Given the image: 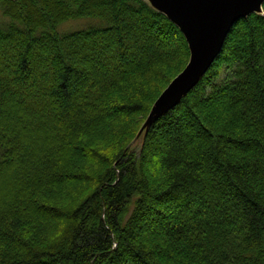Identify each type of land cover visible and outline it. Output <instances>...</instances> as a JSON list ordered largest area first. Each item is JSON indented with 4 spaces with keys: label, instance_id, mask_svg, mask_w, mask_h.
Returning a JSON list of instances; mask_svg holds the SVG:
<instances>
[{
    "label": "trees",
    "instance_id": "1",
    "mask_svg": "<svg viewBox=\"0 0 264 264\" xmlns=\"http://www.w3.org/2000/svg\"><path fill=\"white\" fill-rule=\"evenodd\" d=\"M189 57L146 0H0V264H264V2L127 147Z\"/></svg>",
    "mask_w": 264,
    "mask_h": 264
},
{
    "label": "water",
    "instance_id": "2",
    "mask_svg": "<svg viewBox=\"0 0 264 264\" xmlns=\"http://www.w3.org/2000/svg\"><path fill=\"white\" fill-rule=\"evenodd\" d=\"M182 32L190 57L153 102L150 114L138 131L174 108L206 74L221 53L230 30L241 18L260 13L264 0H147Z\"/></svg>",
    "mask_w": 264,
    "mask_h": 264
},
{
    "label": "rangeland",
    "instance_id": "3",
    "mask_svg": "<svg viewBox=\"0 0 264 264\" xmlns=\"http://www.w3.org/2000/svg\"><path fill=\"white\" fill-rule=\"evenodd\" d=\"M83 22L82 21H67V22H65L64 24H62L61 26H60V30L61 31H66V30H69V29H73V28H75V27H77V28H81V26H83V24H82ZM223 50V49H222ZM222 52V51H221ZM220 55V54H219ZM217 59V58H216ZM189 61V60H188ZM188 63V62H187ZM226 73H228V71H227V69L225 70V69H221L220 70V74H219V76L217 77V79L215 80V82H216V84L218 85V84H221V82H222V80H223V78H224V76L226 75ZM169 83H170V81H169ZM168 83V84H169ZM167 84V85H168ZM167 85L165 86V88L167 87ZM164 88V89H165ZM163 89V90H164ZM162 90V91H163ZM161 91V92H162ZM210 91V90H209ZM161 92H160V94H161ZM159 94V95H160ZM202 109H203V111L204 112H206L208 115V118L212 121V120H214L215 119V117H216V114H217V109H214V110H212V111H210V109H205L204 107H202ZM201 109V110H202ZM141 113H138V114H136L134 117H135V119H134V122H136L137 120H139V118H141ZM209 126V125H208ZM136 137V136H135ZM139 138V137H138ZM137 138V139H138ZM137 139H133L132 140V142L127 146V147H131L132 145H134L135 143H136V141H137ZM137 145L139 144L138 142L136 143ZM154 167H155V163L152 161V159L151 160H149V162H147V165H146V167H145V170L148 172V174L151 176L152 174H153V170H154ZM192 235L194 236L195 235V233H192Z\"/></svg>",
    "mask_w": 264,
    "mask_h": 264
}]
</instances>
